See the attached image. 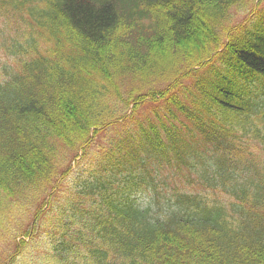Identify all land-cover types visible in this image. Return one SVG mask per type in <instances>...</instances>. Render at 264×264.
Here are the masks:
<instances>
[{"label":"trees","instance_id":"obj_1","mask_svg":"<svg viewBox=\"0 0 264 264\" xmlns=\"http://www.w3.org/2000/svg\"><path fill=\"white\" fill-rule=\"evenodd\" d=\"M253 2L0 0V264H264Z\"/></svg>","mask_w":264,"mask_h":264},{"label":"rangeland","instance_id":"obj_2","mask_svg":"<svg viewBox=\"0 0 264 264\" xmlns=\"http://www.w3.org/2000/svg\"><path fill=\"white\" fill-rule=\"evenodd\" d=\"M243 12L242 11H240V10H238L237 12H235V13H232L231 14V18H230V20H239V19H241V14H242Z\"/></svg>","mask_w":264,"mask_h":264}]
</instances>
